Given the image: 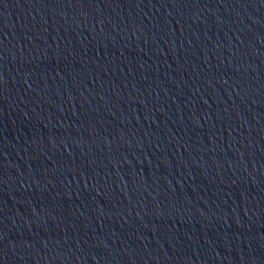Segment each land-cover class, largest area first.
I'll use <instances>...</instances> for the list:
<instances>
[{
	"label": "water",
	"instance_id": "obj_1",
	"mask_svg": "<svg viewBox=\"0 0 264 264\" xmlns=\"http://www.w3.org/2000/svg\"><path fill=\"white\" fill-rule=\"evenodd\" d=\"M0 264H264V0H0Z\"/></svg>",
	"mask_w": 264,
	"mask_h": 264
}]
</instances>
